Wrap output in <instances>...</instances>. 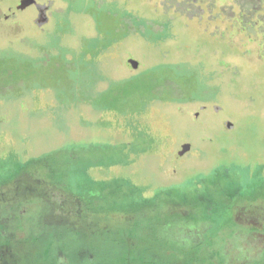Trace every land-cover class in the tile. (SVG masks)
Segmentation results:
<instances>
[{
    "label": "rangeland",
    "instance_id": "374dc122",
    "mask_svg": "<svg viewBox=\"0 0 264 264\" xmlns=\"http://www.w3.org/2000/svg\"><path fill=\"white\" fill-rule=\"evenodd\" d=\"M47 1L65 11L41 28L33 7L0 20V203L50 202L31 207L42 253L60 235L116 264L148 203L203 197L232 263L235 213L264 217V0ZM28 227L22 254L43 240Z\"/></svg>",
    "mask_w": 264,
    "mask_h": 264
},
{
    "label": "flooded vegetation",
    "instance_id": "af4514ba",
    "mask_svg": "<svg viewBox=\"0 0 264 264\" xmlns=\"http://www.w3.org/2000/svg\"><path fill=\"white\" fill-rule=\"evenodd\" d=\"M26 2H30L29 5L21 8L18 7L19 2L12 5L4 15L0 16V20L7 21L11 18H15L17 12L21 10L24 11L27 7H33V9L38 12V15L42 14L45 19V22L39 23L38 25L41 28V26L48 23L47 13L49 12L51 17L53 12H55L51 7L50 1H47L46 4H43L41 0H26ZM73 198L79 200L80 203L83 202L81 198ZM20 200L14 199L13 201L0 203V264H27L25 260L21 259L22 252L16 250H19L20 246L17 247L18 244L13 241L18 240V237L24 233L23 230L29 228L28 226H30L31 229L35 228L34 231L37 233L36 236L41 235L42 241H44L45 238L43 234L47 233V231L42 229V226L37 225L39 217L34 215L32 208L34 211H37V207L40 203L50 202L41 200L38 202H31V200H29L27 203V201L21 202ZM158 200L159 199L153 200L150 204H147L145 208L150 210L147 213L150 214L149 219L146 218L145 221L144 218L143 222H141L144 225L142 228L144 227L143 232L145 237L138 236L134 238L133 227L136 226V222L138 221H135V223L130 221L127 224L129 232L123 233L122 236L118 238L120 246L130 250H127V254L125 255L128 258L131 256L142 258L145 255H150L156 259V263L158 264H197V258L195 257L196 253L209 254L210 252H219L224 256L223 264H261L260 261L264 260V217L259 219L253 218L250 219V221L247 217L241 219L242 207L238 209L239 211L237 214L235 213L233 223L231 224L233 228L231 237L235 241L245 240L248 244L247 246H239L237 242L233 262L229 263L224 251L225 244L218 241L221 228L216 225V222L211 220L213 216L212 211L208 212L207 209L206 211L211 214V216H206L200 213L199 206L193 205L195 208L193 209L186 205L180 206V202L171 204L160 203ZM34 204L35 206H33ZM2 205L6 210L10 211V214H5V210H2L4 209ZM28 206L30 208H27ZM83 206H86L88 212L92 215L91 224H97V217L101 215L100 212H97V216L90 211L85 203H83ZM154 208L157 209L154 210ZM182 208L187 209V213L181 212ZM206 222H208L209 225ZM15 225L17 229L14 227ZM138 226L140 227L139 224ZM192 229L199 230L195 231L197 235L195 234L193 237H183L180 235L181 230L191 231ZM120 230L122 229L120 228ZM211 230L215 231L214 234L210 236L209 233ZM50 237L51 238H48L49 243L44 252L48 262L44 264H97L99 253L97 250L89 248L92 246L89 243L88 247L83 245L70 247L60 241V235L56 236L51 234ZM133 238L134 242H131ZM61 239H63V237ZM37 242L40 241L38 240ZM16 251L20 253L18 254ZM24 251L22 255L24 257L28 255V257H30L29 255L36 256L35 254H37L36 252L38 250L36 247L31 249L25 247ZM178 254L182 256L180 260L176 258L179 257ZM41 255H43V253H41ZM185 256L191 261L181 263L182 258ZM28 257L27 259H29ZM165 258L167 259L165 260ZM168 259L169 262H166ZM214 264H217V261H215Z\"/></svg>",
    "mask_w": 264,
    "mask_h": 264
},
{
    "label": "trees",
    "instance_id": "16d2710c",
    "mask_svg": "<svg viewBox=\"0 0 264 264\" xmlns=\"http://www.w3.org/2000/svg\"><path fill=\"white\" fill-rule=\"evenodd\" d=\"M65 11V8H63L61 11H57L55 10V12H64ZM67 11V9H66ZM49 22V21H48ZM37 28H40V26H38L39 24L35 22L34 24ZM47 25V24H46ZM42 27V26H41ZM243 60V59H242ZM216 71V70H215ZM221 76V74H216L215 76L212 77V86L215 87L217 83H221L222 87L224 88L226 85H228V82L224 81L223 79L219 78ZM223 76V75H222ZM232 83V82H231ZM204 88L201 86V88L197 89L196 92L199 94L200 90ZM242 88V87H241ZM190 89H192L190 91V93L195 90V86L191 87L190 86ZM195 92V93H196ZM188 92H185V94H187ZM194 93V92H193ZM196 94V95H198ZM197 190L195 192H193L194 194H198L196 193ZM192 194V193H191ZM203 198V197H200V199ZM199 198H186L185 200H179L178 202L180 203H183V204H189V205H194V206H198L200 205L199 201H200ZM194 202H199V203H195ZM150 204V203H148ZM142 210V209H141ZM138 211V210H137ZM140 211V210H139ZM208 211V210H207ZM204 215H210L208 212H204L203 213ZM38 240L36 239V241H32L30 245H27L28 247L30 248H34L35 247H39V246H42V244L44 243V241H40V242H37ZM34 245V246H32ZM46 245L48 246V244L46 243ZM46 246V247H47ZM37 254H35L36 256H32V255H29L30 257H28V255H26L29 259H27V257H24V260L26 261L27 264H44L46 262H48V260L45 258V255L44 252H43V255H41V249L36 252ZM32 254V253H30ZM197 259H196V262L197 264H214L215 261H217V264H223L224 262V256L222 254H220L219 252H210L209 254H200V253H196V256H195ZM167 258H165L166 260ZM191 260L190 259H187L186 256L184 258H182V261L181 263H185V262H190ZM156 259L153 258V256H150V255H145L144 257L142 258H139V257H135V256H131L130 258H128L127 256H124V258L122 260H120L119 262H117L116 264H158L156 263ZM166 262H169V259L166 261Z\"/></svg>",
    "mask_w": 264,
    "mask_h": 264
},
{
    "label": "water",
    "instance_id": "95a60500",
    "mask_svg": "<svg viewBox=\"0 0 264 264\" xmlns=\"http://www.w3.org/2000/svg\"><path fill=\"white\" fill-rule=\"evenodd\" d=\"M28 1H29V0H28ZM31 1H33V0H31ZM28 3H30V2H28ZM44 21H45V19L43 18V15L40 14L39 17H38V22H39V23H43ZM227 124H230V122H227ZM184 150H186V148L183 146V147H182V150H181L179 153L184 152Z\"/></svg>",
    "mask_w": 264,
    "mask_h": 264
}]
</instances>
